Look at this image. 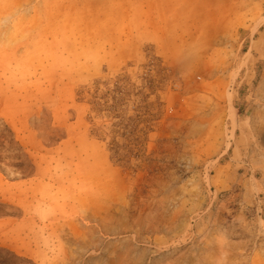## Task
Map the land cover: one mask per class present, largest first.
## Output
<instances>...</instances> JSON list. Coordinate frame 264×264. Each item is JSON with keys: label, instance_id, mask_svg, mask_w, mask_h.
Wrapping results in <instances>:
<instances>
[{"label": "rangeland", "instance_id": "obj_1", "mask_svg": "<svg viewBox=\"0 0 264 264\" xmlns=\"http://www.w3.org/2000/svg\"><path fill=\"white\" fill-rule=\"evenodd\" d=\"M0 264H264V0H0Z\"/></svg>", "mask_w": 264, "mask_h": 264}]
</instances>
